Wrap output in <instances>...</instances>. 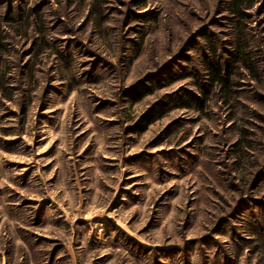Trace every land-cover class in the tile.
<instances>
[{"label":"rangeland","instance_id":"obj_1","mask_svg":"<svg viewBox=\"0 0 264 264\" xmlns=\"http://www.w3.org/2000/svg\"><path fill=\"white\" fill-rule=\"evenodd\" d=\"M231 2L0 0V264H264V0Z\"/></svg>","mask_w":264,"mask_h":264},{"label":"trees","instance_id":"obj_2","mask_svg":"<svg viewBox=\"0 0 264 264\" xmlns=\"http://www.w3.org/2000/svg\"><path fill=\"white\" fill-rule=\"evenodd\" d=\"M141 1V0H139ZM244 0H232L231 2V10H233L235 13H238V14H243L240 7H239V4L242 3ZM249 1V0H247ZM153 17V16H152ZM147 17L146 19L147 20H150L152 19ZM204 36H206V34L204 33L203 34ZM242 42V44H241ZM241 42H238L237 46H236V51L232 53V56L234 58V60L236 61H240L242 64L246 65L250 70H253L252 66L250 65V62H249V58L247 56V52L245 51V45L244 43L245 40L241 41ZM206 61V62H205ZM205 62V68L207 70V76L209 77L210 81H212L213 83H218V84H221V85H226L228 84V78L223 75V74H220V68H219V65L217 62H214L212 60H208V59H205L204 60ZM190 73L192 72H188L187 75H191ZM144 90V84L139 81L137 83H135L131 89L129 90V94L130 95H133L135 94L138 90ZM146 93V91L144 92H141L140 91V94H144ZM187 94V92H186ZM193 100V97H191Z\"/></svg>","mask_w":264,"mask_h":264}]
</instances>
